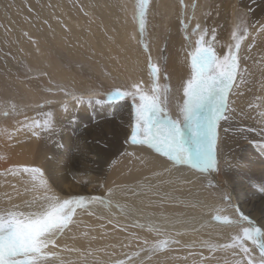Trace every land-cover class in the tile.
<instances>
[{"label": "bare ground", "instance_id": "bare-ground-1", "mask_svg": "<svg viewBox=\"0 0 264 264\" xmlns=\"http://www.w3.org/2000/svg\"><path fill=\"white\" fill-rule=\"evenodd\" d=\"M150 12L145 54L131 0H0V213L33 210L47 196L84 198L56 247L45 250L55 256L41 264H247L241 245L253 257L248 243L232 239L239 222L228 209L220 211L222 201L202 176L155 150L126 147L128 108L76 97L82 78L59 57L99 58L133 91L149 88L153 96L161 76L152 66L168 39L171 109L180 113L196 39L205 36L204 46L222 59L246 14L250 31L228 95L229 118L221 122L220 156L239 219L264 231V193L247 176L264 184V0H151ZM19 61L31 77L15 80L22 76ZM37 121L51 122L53 130L43 131ZM215 186L221 188L217 180Z\"/></svg>", "mask_w": 264, "mask_h": 264}, {"label": "snow or ice", "instance_id": "snow-or-ice-1", "mask_svg": "<svg viewBox=\"0 0 264 264\" xmlns=\"http://www.w3.org/2000/svg\"><path fill=\"white\" fill-rule=\"evenodd\" d=\"M146 2L147 0L138 2L141 30L144 27ZM240 28L241 25L237 24L233 38ZM239 49L240 43L237 41L235 50L229 48L228 53L220 59L210 47L204 46L201 37L191 57V78L183 87L185 99L180 109L182 120H173L168 116L160 106L157 96L140 94V104L135 108L136 123L131 134V143L146 144L166 156L174 165L187 164L201 170L217 168L219 121L229 118L226 114L228 95L239 71ZM158 72L159 68L152 66V74L156 75ZM134 87L136 92L140 93L139 86L134 85ZM152 91L155 93L156 88L154 87ZM127 95L133 93L116 90L109 94V97L122 98ZM36 126L43 131L53 130V125L49 121L43 124L37 121ZM141 133L145 138L138 140L137 137ZM33 135L39 136V133L34 131ZM23 171L43 175L38 168L25 167ZM35 179L36 177L33 176V180ZM45 183L41 180L40 186L43 187ZM261 192L264 193V184L261 185ZM92 199L101 200L100 197H92ZM45 200V204L27 212L8 210L6 213H0V264H41V262H49L50 257L55 256V253H46L45 250L49 249L50 245L52 248L56 247V237L72 222L76 208L84 206V198L61 201L57 197L47 196ZM224 223L231 221L226 219ZM249 223L251 224V221ZM262 238L264 231L260 228L243 229V239L251 241L259 249L260 264H264ZM241 250L247 257L249 249L241 245ZM247 264H254L253 259L249 258Z\"/></svg>", "mask_w": 264, "mask_h": 264}, {"label": "rangeland", "instance_id": "rangeland-1", "mask_svg": "<svg viewBox=\"0 0 264 264\" xmlns=\"http://www.w3.org/2000/svg\"><path fill=\"white\" fill-rule=\"evenodd\" d=\"M138 2H139V0H131V3L133 4V8L136 10V13H137V15H136L137 29H138V33L140 34V35H138L139 36V43H140L139 46H140L141 50L145 54H147L144 27H145L146 24L149 25L150 20H151V12L146 15L148 7H149V5L151 3V0H147V2L144 4L145 16H144V27H143V30H141V27H140V16H139V12H138L139 11ZM239 18H241V20H240V23H238V24L241 25V28L237 32L238 34L235 37V41L236 42L239 41V43H240V49H239L238 55L240 54L244 39L246 38V35H248V33L250 31L249 21H248L247 15L246 14H241V16H239ZM245 30H246V34H245ZM194 32H196V33L198 32L199 33L200 32V28L195 27L194 28ZM146 35L148 36V34H146ZM204 37L205 36H203V40H204ZM198 38H199V40H201V36H199ZM199 40L196 39V46H197V41H199ZM236 42L234 43V45L232 47L233 50H235ZM169 49H170V46L168 44V39H166L165 42L163 43V45H162V47L160 49L159 55H158L159 59H158L157 67L159 68L158 75L160 74L161 79L159 80L160 85L158 86V88L156 90L157 93H155V96H157L159 98L158 101H160V100H161V102L163 101L162 102L163 108H164V110H165V112L167 113L168 116H170L173 120H177V119H181L182 120V116L180 117L178 115L180 113H173L172 109H171V106H172V103H173V101H172L173 99H172V91H171L172 90V87H171L172 85H170L171 84V80H170L171 78H170V68H169V56H170ZM214 54L216 55V53H214ZM239 58H240V55H239ZM59 60H61L60 61L61 64L63 63V68L64 69L72 70L73 73H75L76 75H78V76H80L82 78L80 90L79 91L78 90L75 91L76 97H83V98L85 97V98H89V100L100 101V102L105 103L107 106H109V105H119V106L125 105L128 108L129 115H130V122L132 123V127H131V134H132L133 128H134L135 123H136L135 108L140 104L139 95L140 94L148 95L150 93V89L141 87L140 88V93H137V92L133 91L127 85L125 80H120L119 78H117V76L111 72L109 66L106 65L105 63L101 62L99 58H97L95 60V59H92V57H90L85 62H80L79 63V62H75V61L70 60L65 55V53H62L61 56L59 57ZM99 61H100V63H99ZM65 63H67V64H65ZM189 66H191V58L189 60ZM148 67H150V63L148 64ZM105 68L106 69L108 68V69L105 70ZM15 70H16L18 75H22L20 77L15 78V80L25 79L27 77H31L29 75L33 74V72L29 69V66L25 62L23 63L21 61H19L18 64L15 66ZM98 70L100 72H98ZM110 82L111 83L113 82L112 83L113 85L112 84L110 85L109 84ZM235 83H236V80H235L234 84ZM154 87H155V85H154ZM146 89H148V90H146ZM116 90H120V91L128 92V93H133V95H127V96H124L122 98L109 97V94L114 93ZM141 90H144V91H141ZM91 91H93L94 93L90 94ZM84 92H87V94H83ZM134 96H135V98H133ZM2 104L3 103H0V107H1ZM222 120L223 119H221L219 121V127H218V137H219L218 138V142H217V162H218V167L214 169L213 177L207 175L210 170L194 169L192 167L191 168L194 169L196 173H198L199 175L202 176V180L204 179L203 186L208 188V190H210L212 193H214L215 196L218 195V197L222 201V204L224 205L220 211L223 212V211H225V209H228L232 213V214H230L231 217H234V220L239 222L238 224L235 223L234 228H232L233 231H230L232 233V239L237 241L236 238L239 237L240 238L239 241H244V242L248 243L249 246L251 247V249L254 250L252 258H251L250 254H249L250 252H248V255H247L248 259L249 258L253 259L254 264H260V255H259L257 246L252 244L251 241L243 239V229L244 228H252V226L250 225L249 221L246 222L244 220L239 219L238 214L236 213V209L233 207V205L231 203V196H230L229 192L227 191V186H229V182H228V180H226V177L222 173L223 172L222 171L223 167H222V160H221V156H220V135H221L220 128H221ZM261 131L264 132V127H263V129L261 128ZM263 136H264V134L259 136V137H261L260 140L264 139ZM144 138L145 137L143 136V133H141L137 137L138 140H143ZM261 141L263 142L264 140H261ZM124 144H125L126 147L127 146H130V147H143V148H147V149H150V150H154V149L148 147L146 144H135V145L132 144L131 143V136L129 137V134L126 136V138L124 140ZM164 157L168 161H170L166 156H164ZM170 162L173 164L172 161H170ZM176 166H179V164H176ZM218 170H219V172H218ZM247 176L250 179L257 181L259 186H261L263 184V180H261L259 178H255V176L253 174L248 173ZM216 180L220 184V187H221L220 189H218V187L215 186Z\"/></svg>", "mask_w": 264, "mask_h": 264}]
</instances>
